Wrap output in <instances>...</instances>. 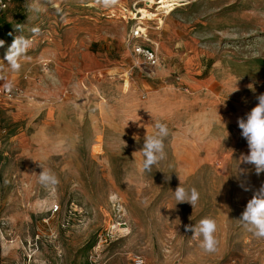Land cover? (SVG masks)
<instances>
[{
  "label": "rangeland",
  "instance_id": "374dc122",
  "mask_svg": "<svg viewBox=\"0 0 264 264\" xmlns=\"http://www.w3.org/2000/svg\"><path fill=\"white\" fill-rule=\"evenodd\" d=\"M13 1L0 64L17 36L32 44L0 80L12 84L0 93V264L261 263L264 238L238 219L264 173L241 163L238 119L264 94V0H180L170 14L162 0ZM136 23L156 64L129 47ZM156 120L167 158L143 173ZM41 166L58 185L39 183ZM180 181L199 192L194 209L176 204ZM204 217L213 253L185 228Z\"/></svg>",
  "mask_w": 264,
  "mask_h": 264
},
{
  "label": "clouds",
  "instance_id": "9594fccd",
  "mask_svg": "<svg viewBox=\"0 0 264 264\" xmlns=\"http://www.w3.org/2000/svg\"><path fill=\"white\" fill-rule=\"evenodd\" d=\"M116 3L117 0H97V4L103 8H109ZM38 31L39 29H33L34 33ZM3 44L4 41L0 40V46H3ZM31 44L32 40L28 37L17 36L13 40L5 54L7 64H0V80L5 79L2 74L6 69L18 71L21 68L20 60L26 55ZM5 86L11 89L12 84L7 82ZM238 90L236 87L233 92ZM257 100L258 103L246 114V118L238 119V127L241 129V135L246 139L249 149L247 155L241 156V163L251 165L256 175L259 176L264 173V94L258 95ZM154 128L155 132L153 134L144 137L141 148L144 157L141 164L143 173H151L154 166L167 158L164 141L169 136L170 130L167 124L160 120L155 121ZM123 142V147H126V142ZM38 176L39 183L46 188L55 187L59 184V178L50 169L42 167V171ZM241 186L244 187V185ZM248 190L245 187V191ZM172 192L176 204L188 203L194 209L199 201L197 189L194 187L186 188L181 181L175 191ZM238 220L255 237L264 238V184L254 192ZM185 228L186 231L193 233L194 238H200L199 246L203 251L213 253L217 250L218 242L215 237L217 223L214 218L204 217L197 225H187Z\"/></svg>",
  "mask_w": 264,
  "mask_h": 264
},
{
  "label": "built area",
  "instance_id": "2783aa9c",
  "mask_svg": "<svg viewBox=\"0 0 264 264\" xmlns=\"http://www.w3.org/2000/svg\"><path fill=\"white\" fill-rule=\"evenodd\" d=\"M13 0H0V19L9 10ZM142 23V22H141ZM141 23H136L130 34L129 47L132 48L133 53L137 58H141L143 61L149 64H156L158 61L157 52L153 47H148L142 43V39L147 40L146 29L143 28ZM0 93L4 95H11V89L4 87L0 90ZM58 209V208H57ZM26 264H30L29 262ZM264 264V260L259 263Z\"/></svg>",
  "mask_w": 264,
  "mask_h": 264
},
{
  "label": "bare ground",
  "instance_id": "6f19581e",
  "mask_svg": "<svg viewBox=\"0 0 264 264\" xmlns=\"http://www.w3.org/2000/svg\"><path fill=\"white\" fill-rule=\"evenodd\" d=\"M180 0H162L159 2V4H162L163 7H166L165 13L170 14L172 10L174 9L173 5L178 4L177 2ZM164 8L162 9V11Z\"/></svg>",
  "mask_w": 264,
  "mask_h": 264
},
{
  "label": "trees",
  "instance_id": "16d2710c",
  "mask_svg": "<svg viewBox=\"0 0 264 264\" xmlns=\"http://www.w3.org/2000/svg\"><path fill=\"white\" fill-rule=\"evenodd\" d=\"M6 13H7V12H6ZM6 13L3 15V17L6 15ZM3 17H1V19H3ZM1 19H0V20H1ZM0 255H1V254H0Z\"/></svg>",
  "mask_w": 264,
  "mask_h": 264
}]
</instances>
